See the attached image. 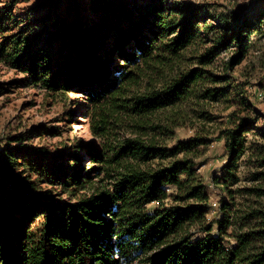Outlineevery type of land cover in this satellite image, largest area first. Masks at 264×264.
I'll return each mask as SVG.
<instances>
[{
  "label": "trees",
  "instance_id": "obj_1",
  "mask_svg": "<svg viewBox=\"0 0 264 264\" xmlns=\"http://www.w3.org/2000/svg\"><path fill=\"white\" fill-rule=\"evenodd\" d=\"M29 1L0 0V63L24 75L20 85L84 95L81 118L92 139L55 154L25 145V134L0 146V264H264V112L258 104L238 92L240 110L222 130L227 161L213 179L227 196L219 218L208 223L211 195L193 154L210 141L194 137L167 147L141 134L159 129L149 116L187 99L203 73L195 68L162 89L134 91L150 68L167 60L165 53L179 54L198 40L218 50L237 48L240 61L253 38L264 36V1L236 20L208 16L183 0H138L139 6L131 0L127 7L60 0L42 15L20 7ZM223 95L209 94L213 100ZM123 117L131 119L134 136L116 144L112 135ZM248 150L255 158L249 184L233 189ZM155 159L171 161L152 168ZM105 170L111 184L98 187ZM42 184L69 200L56 199ZM169 187L176 188L172 195ZM170 198L176 204L165 207ZM152 203L159 206L149 210ZM192 227L204 236L194 239L187 233Z\"/></svg>",
  "mask_w": 264,
  "mask_h": 264
},
{
  "label": "rangeland",
  "instance_id": "obj_2",
  "mask_svg": "<svg viewBox=\"0 0 264 264\" xmlns=\"http://www.w3.org/2000/svg\"><path fill=\"white\" fill-rule=\"evenodd\" d=\"M59 1L31 0L20 4V7H34L38 14L42 15L47 14L48 9ZM112 1L126 7L133 5L131 0ZM259 1L264 0H183L182 2L195 7L199 6L203 12L208 13V16L222 14L236 20L250 12ZM136 3L135 6H139L141 1L137 0ZM82 18L86 21L85 13L82 14ZM208 21L210 24L215 23L211 19ZM253 43L254 45L240 61H235L237 48L218 50L216 43L201 40L179 54L161 52L160 54H164L167 60L157 65L158 67L155 65L157 68H150L140 85L134 87V91L145 93L162 89L192 69L198 68L203 73L202 79L194 85L187 99L149 116L150 123L160 127L159 129L141 134L147 135V139L153 137L159 145L167 147H174L180 141L194 137L206 138L210 141L209 146L200 147L199 151L193 154L197 164V174L203 184L208 187L211 195L208 223L219 218L220 201L227 196L224 187L215 185L213 179L220 175L227 161L222 130L229 125L232 114L240 110L236 102L238 92L244 91L245 96L252 98V103L258 104L255 108L264 112V36L254 37ZM219 78H226V80ZM20 80L27 81L23 74L0 63L1 147L8 144V138L25 134L28 136L25 145L38 149L44 148L51 154H55L71 145L74 146L78 141L92 139L88 120L81 118L83 114L81 112L88 106L84 95L73 92L66 97L62 93L52 95L41 87L20 85L17 82ZM221 91H224L225 95L217 100L209 96ZM119 124L121 127H115L112 135L114 143L125 136H134L132 132L135 129L132 127L131 119L123 117ZM145 136L142 137L145 138ZM249 138L250 141L255 139L253 135ZM254 160L252 152L248 150L240 160L238 174L242 181L233 189L249 184L247 178L255 168L250 161ZM170 161L171 159H155L150 162V166L157 168ZM106 174V170L100 173L96 179L98 182L96 186H110L112 179ZM41 188L47 191L54 187L42 184ZM53 190L56 191L53 193L56 199L69 200V197L63 195L59 189ZM175 190V187H169L167 192L172 195ZM164 204L165 207H169L176 203L170 198L164 201ZM158 206V203H152L147 207L153 210ZM199 227H192L187 233L194 239L204 236Z\"/></svg>",
  "mask_w": 264,
  "mask_h": 264
}]
</instances>
